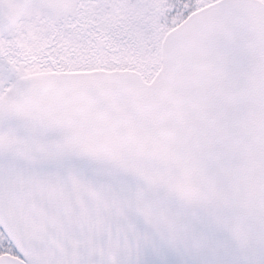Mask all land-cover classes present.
Listing matches in <instances>:
<instances>
[{
  "label": "snow or ice",
  "instance_id": "obj_1",
  "mask_svg": "<svg viewBox=\"0 0 264 264\" xmlns=\"http://www.w3.org/2000/svg\"><path fill=\"white\" fill-rule=\"evenodd\" d=\"M0 264H264V0H0Z\"/></svg>",
  "mask_w": 264,
  "mask_h": 264
}]
</instances>
